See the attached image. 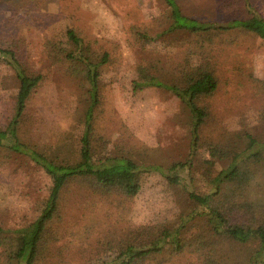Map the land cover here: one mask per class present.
<instances>
[{
  "label": "rangeland",
  "instance_id": "obj_1",
  "mask_svg": "<svg viewBox=\"0 0 264 264\" xmlns=\"http://www.w3.org/2000/svg\"><path fill=\"white\" fill-rule=\"evenodd\" d=\"M224 1L226 5L221 0H179L192 13L225 22L236 12V0ZM251 2L264 15V0ZM167 13L165 0H0V47L15 49L24 70L43 77L28 107L40 147L59 154L63 163L79 157L91 84L82 64L68 59L76 47L70 29L102 39L103 48L113 56L101 69L100 102L93 112L95 160L116 153L168 165L184 160L191 151L190 117L181 100L162 88H134L133 81L140 76L138 64L145 58L164 64L171 82H189L194 62L203 58L211 60L219 74L220 88L210 99L214 119L204 126L195 156L199 187L204 186L202 172L216 160L215 144L237 148L244 131L264 137V43L252 34L229 44L145 40L142 32L154 34ZM18 87L14 68L0 58V121L15 115ZM216 164L218 170L223 166ZM28 177L0 166V222L10 235L36 220L47 204L51 181L44 173ZM114 198L90 209L68 203L54 225L63 228V235L49 245L47 258L62 264L109 262L115 249L86 257L102 231L142 225H163L174 231L186 202L184 194L155 171L142 174L141 190L130 202L116 206ZM263 216L264 199H257L244 222L253 225ZM87 223L94 224V233L85 227L84 234L92 237L78 240L77 233ZM68 227H75L76 233ZM243 249L246 254L248 246ZM0 264H13L3 259L1 247Z\"/></svg>",
  "mask_w": 264,
  "mask_h": 264
},
{
  "label": "trees",
  "instance_id": "obj_2",
  "mask_svg": "<svg viewBox=\"0 0 264 264\" xmlns=\"http://www.w3.org/2000/svg\"><path fill=\"white\" fill-rule=\"evenodd\" d=\"M165 2L168 6L165 22L154 34L147 30L142 32L145 40L229 44L240 41L241 35L252 34L264 43V15L251 0H236V12L225 22L192 13L179 0ZM220 3L226 5L224 0ZM68 35L76 45L68 53V59L81 63L86 69L92 100L79 157L68 163L61 162L59 154H51L47 148L39 146L34 137L35 123L28 118L29 100L42 82V75L28 74L15 49L0 47V58L14 68L19 85L15 115L0 121V166L13 169L24 178L29 176L28 179L44 173L51 181L46 207L36 220L11 235L0 222L3 259L13 264H62L47 255L52 250L49 245L63 235V228L54 225L68 203L90 209L91 205L96 207L115 196L112 202L117 203L116 206L126 204L141 190L142 174L155 171L184 194L186 202L177 219V228L171 231L163 225H142L102 231L87 251L88 259L89 255L100 256L104 251L115 249L113 260L96 264H264V216L253 225L244 222L252 213L254 202L264 199V137L244 131L240 135L241 142L236 143L237 148L215 144L216 160L201 174L205 177L204 186L201 188L195 183V156L201 147L204 126L214 119L210 99L220 88L219 74L212 61L196 60L192 79L176 83L165 76L164 64L156 65L145 58L138 64L139 78L133 81L135 89L152 86L172 92L188 110L192 144L184 160L164 165L116 153L95 160L91 139L93 112L100 102L101 69L113 56L103 48L102 39L75 29H70ZM218 162L223 163L220 170ZM35 178L30 180L32 184ZM100 220L97 217V221ZM85 227L94 233V224L82 225L78 240L92 237L84 234ZM66 230L76 233L75 227ZM225 242L231 245L228 247ZM244 246H248L246 254Z\"/></svg>",
  "mask_w": 264,
  "mask_h": 264
}]
</instances>
